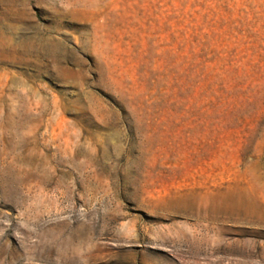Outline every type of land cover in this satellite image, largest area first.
Instances as JSON below:
<instances>
[{
    "label": "rangeland",
    "instance_id": "1",
    "mask_svg": "<svg viewBox=\"0 0 264 264\" xmlns=\"http://www.w3.org/2000/svg\"><path fill=\"white\" fill-rule=\"evenodd\" d=\"M0 116V264H264V0H0Z\"/></svg>",
    "mask_w": 264,
    "mask_h": 264
},
{
    "label": "bare ground",
    "instance_id": "2",
    "mask_svg": "<svg viewBox=\"0 0 264 264\" xmlns=\"http://www.w3.org/2000/svg\"><path fill=\"white\" fill-rule=\"evenodd\" d=\"M7 119L4 117L0 116V126H3L7 123ZM1 129V128H0ZM241 203V202H240ZM241 206H246V203L244 201H242ZM230 209V208H229ZM231 212V211H230ZM228 214L223 213L221 214V216H224ZM231 214H233L234 216H236L239 219L242 220H249L250 218H252L253 221H255L256 223L260 222V218L261 216H257V212L251 210L250 208L247 209H238V210H234ZM208 215V213H207ZM205 215V216H207ZM209 216V215H208ZM211 216V215H210ZM200 217V216H199ZM213 217V216H212ZM260 217V218H259ZM208 218V217H207ZM214 218V217H213ZM206 231L211 232V230L209 228H204ZM207 234V233H206ZM207 239V238H206ZM209 239V238H208ZM184 240L187 241L189 240L187 237H184ZM192 242L197 243L198 241L201 242L202 240H204V237H200L198 238V232L196 231L195 234L191 237L190 239Z\"/></svg>",
    "mask_w": 264,
    "mask_h": 264
}]
</instances>
